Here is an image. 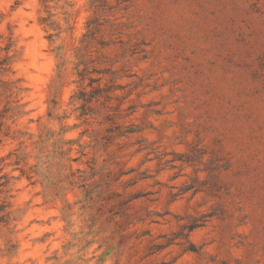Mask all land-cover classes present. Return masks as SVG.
<instances>
[{
    "label": "rangeland",
    "instance_id": "rangeland-1",
    "mask_svg": "<svg viewBox=\"0 0 264 264\" xmlns=\"http://www.w3.org/2000/svg\"><path fill=\"white\" fill-rule=\"evenodd\" d=\"M0 264H264V0H0Z\"/></svg>",
    "mask_w": 264,
    "mask_h": 264
},
{
    "label": "trees",
    "instance_id": "trees-1",
    "mask_svg": "<svg viewBox=\"0 0 264 264\" xmlns=\"http://www.w3.org/2000/svg\"><path fill=\"white\" fill-rule=\"evenodd\" d=\"M43 1H44V2H48L49 0H43ZM1 211H3V209H2V210L0 209V212H1Z\"/></svg>",
    "mask_w": 264,
    "mask_h": 264
}]
</instances>
